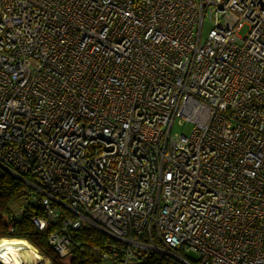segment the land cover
Segmentation results:
<instances>
[{
  "label": "built area",
  "instance_id": "1",
  "mask_svg": "<svg viewBox=\"0 0 264 264\" xmlns=\"http://www.w3.org/2000/svg\"><path fill=\"white\" fill-rule=\"evenodd\" d=\"M1 170L61 259L264 264V0H0Z\"/></svg>",
  "mask_w": 264,
  "mask_h": 264
},
{
  "label": "trees",
  "instance_id": "2",
  "mask_svg": "<svg viewBox=\"0 0 264 264\" xmlns=\"http://www.w3.org/2000/svg\"><path fill=\"white\" fill-rule=\"evenodd\" d=\"M23 177L33 181L28 174H24ZM31 191L32 188L19 178L5 170L0 171V238L24 239L50 264H61L47 239L65 218L74 216L61 209L55 224L49 225L44 231L37 230L31 217L42 216L43 209L39 205L27 203ZM69 237L73 246L67 264H97L99 257L94 252V247H105L109 243L122 245L121 241L110 237L88 222H82L77 229L70 228ZM155 241L160 245L158 240ZM140 255L138 264H181L178 260L154 250L140 252Z\"/></svg>",
  "mask_w": 264,
  "mask_h": 264
},
{
  "label": "bare ground",
  "instance_id": "3",
  "mask_svg": "<svg viewBox=\"0 0 264 264\" xmlns=\"http://www.w3.org/2000/svg\"><path fill=\"white\" fill-rule=\"evenodd\" d=\"M24 239H4L0 242V260L5 264H32L38 258Z\"/></svg>",
  "mask_w": 264,
  "mask_h": 264
},
{
  "label": "rangeland",
  "instance_id": "4",
  "mask_svg": "<svg viewBox=\"0 0 264 264\" xmlns=\"http://www.w3.org/2000/svg\"><path fill=\"white\" fill-rule=\"evenodd\" d=\"M204 29H206V27H204ZM189 128H190V126L188 124H185L184 126L174 125L173 126V132H178V133L184 132V133H187L189 131ZM31 250H33V252H35L37 256H40V254H39V252L37 250H35L34 248L33 249L31 248ZM36 261H38V260H34L32 264H36ZM59 262L61 264H67L68 258H64V259L59 258ZM38 264H50V262L47 259H45L43 256H40Z\"/></svg>",
  "mask_w": 264,
  "mask_h": 264
},
{
  "label": "water",
  "instance_id": "5",
  "mask_svg": "<svg viewBox=\"0 0 264 264\" xmlns=\"http://www.w3.org/2000/svg\"><path fill=\"white\" fill-rule=\"evenodd\" d=\"M7 172H9L10 174H12L13 176H15V177H17V178H19L20 180H22L24 183H26V180L23 178V177H21V176H18V175H15L14 173H12L11 171H7Z\"/></svg>",
  "mask_w": 264,
  "mask_h": 264
}]
</instances>
